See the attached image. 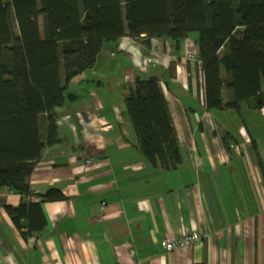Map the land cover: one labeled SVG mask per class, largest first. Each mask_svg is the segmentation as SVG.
I'll return each mask as SVG.
<instances>
[{"label":"crops","instance_id":"obj_1","mask_svg":"<svg viewBox=\"0 0 264 264\" xmlns=\"http://www.w3.org/2000/svg\"><path fill=\"white\" fill-rule=\"evenodd\" d=\"M199 56L197 34L178 47L128 37L104 45L69 85L60 142L45 149L31 195L0 191V264H264V107L210 111ZM148 58L157 63L145 67ZM138 77L163 87L183 156L176 170L154 169L140 152L125 104ZM50 189L66 199L42 202L45 229L24 235L8 208ZM194 232L201 241L190 248L161 245Z\"/></svg>","mask_w":264,"mask_h":264},{"label":"trees","instance_id":"obj_2","mask_svg":"<svg viewBox=\"0 0 264 264\" xmlns=\"http://www.w3.org/2000/svg\"><path fill=\"white\" fill-rule=\"evenodd\" d=\"M192 34L199 36L207 108L262 109L264 0H0V191L31 195L29 179L45 149L60 142L57 110L69 85L95 68L106 43L128 37L178 47ZM224 89L231 92L227 103ZM125 104L150 166L178 169L183 156L159 79L136 78ZM39 197L8 208L18 228L25 221L24 235L45 229L42 202L66 199L59 189Z\"/></svg>","mask_w":264,"mask_h":264},{"label":"built area","instance_id":"obj_3","mask_svg":"<svg viewBox=\"0 0 264 264\" xmlns=\"http://www.w3.org/2000/svg\"><path fill=\"white\" fill-rule=\"evenodd\" d=\"M190 59H194L192 56H190ZM157 60L153 58H148L144 60V66H149L152 63H156ZM201 241V234L200 233H189L185 234L183 237L179 239H165L162 241V247L168 251V252H173V251H178L186 248L192 247L194 244H198Z\"/></svg>","mask_w":264,"mask_h":264},{"label":"rangeland","instance_id":"obj_4","mask_svg":"<svg viewBox=\"0 0 264 264\" xmlns=\"http://www.w3.org/2000/svg\"><path fill=\"white\" fill-rule=\"evenodd\" d=\"M5 2L9 1V0H4ZM13 28H14V32L16 34V36L19 35V32H18V28H17V25L15 24V22H13ZM155 59V58H153ZM156 60V59H155ZM157 63V62H156Z\"/></svg>","mask_w":264,"mask_h":264}]
</instances>
